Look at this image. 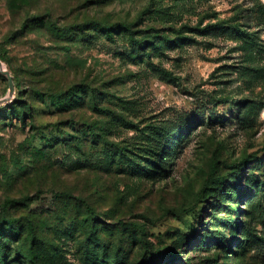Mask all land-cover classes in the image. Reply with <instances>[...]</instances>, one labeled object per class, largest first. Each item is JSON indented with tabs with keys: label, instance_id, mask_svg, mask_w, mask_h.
Returning a JSON list of instances; mask_svg holds the SVG:
<instances>
[{
	"label": "rangeland",
	"instance_id": "rangeland-1",
	"mask_svg": "<svg viewBox=\"0 0 264 264\" xmlns=\"http://www.w3.org/2000/svg\"><path fill=\"white\" fill-rule=\"evenodd\" d=\"M0 62V264H264V0H0Z\"/></svg>",
	"mask_w": 264,
	"mask_h": 264
},
{
	"label": "water",
	"instance_id": "water-1",
	"mask_svg": "<svg viewBox=\"0 0 264 264\" xmlns=\"http://www.w3.org/2000/svg\"><path fill=\"white\" fill-rule=\"evenodd\" d=\"M0 73L7 77V80H8V91H9V94H11L12 91H13V80H12V77L9 74V72L2 67L1 62H0Z\"/></svg>",
	"mask_w": 264,
	"mask_h": 264
},
{
	"label": "trees",
	"instance_id": "trees-1",
	"mask_svg": "<svg viewBox=\"0 0 264 264\" xmlns=\"http://www.w3.org/2000/svg\"><path fill=\"white\" fill-rule=\"evenodd\" d=\"M238 31H240V30H238ZM243 33V32H242Z\"/></svg>",
	"mask_w": 264,
	"mask_h": 264
}]
</instances>
